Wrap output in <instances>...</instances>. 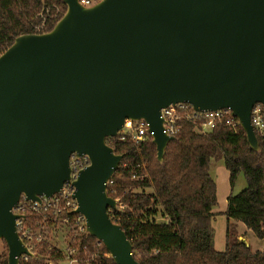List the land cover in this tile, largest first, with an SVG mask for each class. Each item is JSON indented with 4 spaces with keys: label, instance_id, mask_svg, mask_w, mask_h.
Instances as JSON below:
<instances>
[{
    "label": "water",
    "instance_id": "1",
    "mask_svg": "<svg viewBox=\"0 0 264 264\" xmlns=\"http://www.w3.org/2000/svg\"><path fill=\"white\" fill-rule=\"evenodd\" d=\"M54 27L23 34L0 54V241L7 264L32 254L12 209L39 201L69 179L72 154L89 157L74 182L76 213L115 264H139L107 183L123 156L106 138L144 120L162 161L161 110L187 103L229 110L257 152L252 108L264 112V0H76Z\"/></svg>",
    "mask_w": 264,
    "mask_h": 264
},
{
    "label": "trees",
    "instance_id": "2",
    "mask_svg": "<svg viewBox=\"0 0 264 264\" xmlns=\"http://www.w3.org/2000/svg\"><path fill=\"white\" fill-rule=\"evenodd\" d=\"M56 10L58 18L49 20ZM65 11L61 0H0V54L15 37L50 31ZM41 15L47 23L37 32ZM198 126L182 122L161 162L151 139L134 143L120 134L106 138L114 153L123 156L106 189L123 209L111 211L110 217L131 242L139 264H264V251H253L238 240L234 224L241 222L256 238L264 239V137L256 134L255 152L239 125L235 132L226 126V117L209 132L197 131ZM210 160L222 161L231 185L240 173L246 183L228 199L221 252L214 248L211 209L217 187L209 173ZM72 242L77 264H115L95 238L80 235ZM24 244L32 255L22 257L20 264H57L65 258L46 240L32 248ZM0 264H7V255H0Z\"/></svg>",
    "mask_w": 264,
    "mask_h": 264
},
{
    "label": "built area",
    "instance_id": "3",
    "mask_svg": "<svg viewBox=\"0 0 264 264\" xmlns=\"http://www.w3.org/2000/svg\"><path fill=\"white\" fill-rule=\"evenodd\" d=\"M101 1L76 0L83 8H91ZM59 15L60 10H56L49 16V20H55ZM41 18V23L36 26L37 32H41L47 23L45 16L41 15ZM161 114L164 120V133L169 137H174L180 131L182 122L190 121L193 124H198L199 126L195 129L199 132L211 131L215 124L225 119V117L226 126L231 131L235 132L237 125H239L238 121H234V117L229 110L199 112L187 103L169 105L161 110ZM250 122L255 135L259 134L264 137V112L261 104H255L253 106ZM118 134L122 136V139L128 136L134 143H141L148 139L152 140L153 136V132L149 131L148 124L144 120H125ZM89 163L88 156L72 154L69 158V179L63 184L58 193L50 197L40 196L39 201H30L24 195H21L18 204L12 209V213L18 217L15 221V227L23 244L25 241L32 248L33 244L43 242L45 239L42 231L46 224H61L65 226L71 232L72 239L80 235H88L84 217L76 213L78 205L73 198V193L75 190L74 182L77 180L79 172L87 167ZM132 179H135V176H132ZM116 202L117 209H123V206L118 203V200ZM70 242L63 250V254L67 259L76 262V249ZM27 249L29 250L28 247Z\"/></svg>",
    "mask_w": 264,
    "mask_h": 264
},
{
    "label": "rangeland",
    "instance_id": "4",
    "mask_svg": "<svg viewBox=\"0 0 264 264\" xmlns=\"http://www.w3.org/2000/svg\"><path fill=\"white\" fill-rule=\"evenodd\" d=\"M209 173L215 181L217 187V201L211 209V214L213 216L212 226L214 228V247L215 250L221 252L225 250V236L228 226L226 217L228 199L230 196L243 190L246 187V183L240 173L236 177L233 185H231L229 181V174L224 168L222 161L216 162L214 160H210ZM234 224L236 231L241 234V236H246L250 248L253 251L264 250V239L256 238L255 235L251 231L247 230L241 222H234ZM42 232L44 233V239L61 252H64L63 250L67 247L70 240V243H73L72 240H74L72 239L69 229L61 224H46ZM245 232L246 234H244ZM239 234L238 240L241 241V239H239ZM0 255H7L6 245L2 241H0ZM63 256L65 258L57 262V264H77V262L67 259L65 255ZM91 257L95 258L96 256L93 255Z\"/></svg>",
    "mask_w": 264,
    "mask_h": 264
},
{
    "label": "crops",
    "instance_id": "5",
    "mask_svg": "<svg viewBox=\"0 0 264 264\" xmlns=\"http://www.w3.org/2000/svg\"><path fill=\"white\" fill-rule=\"evenodd\" d=\"M231 222H233V221H231ZM239 234V233H238ZM244 234H246V232L244 233ZM239 239H241V241H243L246 245H248L249 247H250V245H249V242H248V240H247V238H246V236L244 235V236H241V234H239ZM215 248V247H214ZM259 251H262V250H259ZM264 251V250H263Z\"/></svg>",
    "mask_w": 264,
    "mask_h": 264
}]
</instances>
